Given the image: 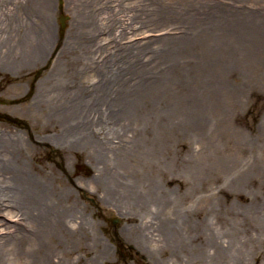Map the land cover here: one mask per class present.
<instances>
[{
	"label": "rangeland",
	"instance_id": "obj_1",
	"mask_svg": "<svg viewBox=\"0 0 264 264\" xmlns=\"http://www.w3.org/2000/svg\"><path fill=\"white\" fill-rule=\"evenodd\" d=\"M62 10L61 42L59 0H0V75L13 80L3 96L24 94L29 75L47 66L34 98L9 108L26 129L9 125L3 140L0 252L31 248L18 233L38 229L15 193L59 175L67 189L84 185L76 197L85 244L69 242L67 254L64 243L46 242L56 261L173 264L166 249L177 232L188 249L176 264H211L194 256L202 241L213 252V236L234 243L237 257L251 233L217 210L220 201L249 207L253 194L264 203V0H63ZM196 36V45L184 43ZM211 88L212 117L168 118L170 92L181 104ZM29 133L48 155L35 159ZM102 215L121 219L123 238L128 230L125 239L140 241L137 253L114 249ZM253 234L237 264H264V234ZM0 264H15L13 255Z\"/></svg>",
	"mask_w": 264,
	"mask_h": 264
},
{
	"label": "bare ground",
	"instance_id": "obj_2",
	"mask_svg": "<svg viewBox=\"0 0 264 264\" xmlns=\"http://www.w3.org/2000/svg\"><path fill=\"white\" fill-rule=\"evenodd\" d=\"M195 29L196 27L190 31L193 32ZM204 33L205 30L201 29V32L197 35L200 36ZM199 42L200 40H198L196 36L192 39L188 37L185 39L184 43L191 46L196 45V43ZM168 96L170 107L173 110V112L171 111V115H168V118H171L175 122L183 120L193 121L196 119L212 117V88L209 89V97H206L203 100L201 98L198 99L197 96H191L187 101L183 99V103L180 104L179 102L176 104V99L172 96L171 92ZM216 102H219L218 98ZM45 129H48V127H45ZM74 148L75 150H80L78 145H74ZM3 167L4 164L1 169ZM47 178L50 183L42 185L37 184L32 187L22 186V188H19V192L15 193L12 198L14 201H24L25 208L28 209L27 212L29 213V222L33 223V225L36 223L37 225L36 227L38 229L34 230L33 227L30 228V224H24L21 226L23 233H18L21 241L20 243L23 245L30 243L32 247L24 250L18 249L16 251L0 252V260L2 259V261H4V258L9 257V255L12 254L15 264H65V260L60 259L56 261L55 251L50 247L44 248L43 245L46 242H54L55 244L64 243V245H66L65 252H67V254H70V250H68L69 242L78 243L79 249H83L85 244V224L81 215L80 203L76 197V191L80 193L84 192V185L79 181H75L74 188L67 189L62 176H55V183L53 177L50 178L47 176ZM16 179L18 181L22 180L21 176ZM234 183L239 185V181ZM21 189H24L23 193ZM221 192L226 194V190H221ZM234 192L237 195L241 194V190L238 189H235ZM249 194L252 195L251 192ZM252 197L254 199L252 205L244 209L241 205H230L228 204V201H220L219 205L222 204L221 210L224 208L226 212L217 210V215L224 219L228 225L229 217H231L232 220L235 219L241 224L247 226V230H249L251 234H249L244 241H240L243 242V247L246 242H256L259 239L254 236L253 231H262V234H264V208L262 210V207L264 206V203L262 205L263 198H261L259 194H253ZM226 200H228V198H226ZM3 226L4 229H14V225H8V223H3ZM213 234L212 230V235ZM169 238L173 241H169L168 248L166 249L169 254L168 262L171 261L173 264H176L179 261L178 252L182 246L185 249H188L187 245L184 243L187 237L186 235L177 232L176 234H173V236L169 235ZM209 240L212 241L211 245H214L213 252L211 250L208 254V250L203 246L205 241H202L200 246L195 247L199 251L198 255L194 256V260L203 262L204 258L208 257L211 264H213V262L215 264H237L243 247L238 249L239 252L236 257V255H232L234 243L225 246L223 243L218 242L217 238L214 236ZM174 257L177 258V262L172 260ZM190 261H188V263H190ZM77 263L83 264L82 256H78Z\"/></svg>",
	"mask_w": 264,
	"mask_h": 264
},
{
	"label": "flooded vegetation",
	"instance_id": "obj_3",
	"mask_svg": "<svg viewBox=\"0 0 264 264\" xmlns=\"http://www.w3.org/2000/svg\"><path fill=\"white\" fill-rule=\"evenodd\" d=\"M62 5H60V9L59 12L62 14L63 10H62ZM59 31H60V36L62 37L64 35V31H61V26H59ZM64 37L61 38V41H63ZM29 77L31 78V80L27 83V90L24 94H21L20 96L13 98V99H8L5 98L3 96V92L5 90V87L8 86L10 83H13V80L10 79L8 74H1L0 75V168L2 167V165L4 164L3 160H2V156L3 153L5 151H7L6 148H4V136L8 135V126H12L14 131L15 130H25L26 129V122L24 119H22L21 117L15 115L12 113V110H10L9 108L11 106H15L18 104H22L24 102H29L30 100H32L35 96V87L37 85V83L41 80L42 76L41 74H38V72H32ZM7 88V87H6ZM5 127V128H4ZM11 135V134H9ZM30 146L32 147V152H33V156L35 157V159L39 160L41 157L48 155L49 152L47 151V149L44 151L41 149V139L40 136H36L33 133H29L28 138H27ZM45 147L48 148V150L50 151V149L52 151H54V148H50V144L47 142L46 144H44ZM56 152V151H54ZM42 153V154H41ZM57 164H53L52 167L56 168ZM93 202L95 203V201L93 200ZM98 210L99 212L100 207L98 206ZM97 210V211H98ZM115 216H105L102 215L101 216V220L103 221V223L105 224L104 228L107 230V232L105 233V229H101L102 233L106 236L107 234H109L110 236L113 237L114 241H110V244L114 247V249L117 252H121V253H125V252H136V243L140 242L137 239H132V240H127L125 238H131L132 234L130 231H125L124 235L125 238H123L122 234H120V230H121V226L123 225L121 219L116 220V218H114ZM141 245V244H140Z\"/></svg>",
	"mask_w": 264,
	"mask_h": 264
},
{
	"label": "water",
	"instance_id": "obj_4",
	"mask_svg": "<svg viewBox=\"0 0 264 264\" xmlns=\"http://www.w3.org/2000/svg\"><path fill=\"white\" fill-rule=\"evenodd\" d=\"M66 19H67L66 17H62V18H61V23H62V27H63V28H65V22H64V21H65Z\"/></svg>",
	"mask_w": 264,
	"mask_h": 264
}]
</instances>
